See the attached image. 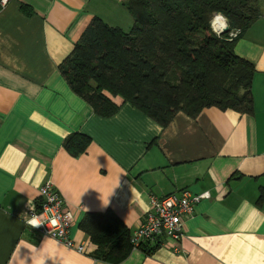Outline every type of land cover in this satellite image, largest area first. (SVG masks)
<instances>
[{
  "label": "crops",
  "instance_id": "obj_1",
  "mask_svg": "<svg viewBox=\"0 0 264 264\" xmlns=\"http://www.w3.org/2000/svg\"><path fill=\"white\" fill-rule=\"evenodd\" d=\"M127 1L12 0L0 11V264H112L97 258L85 217L111 213L132 232L152 197L183 190L211 197L180 243L119 264H264V13L235 45L256 70L253 113L180 112L164 128L121 98L115 115L99 116L61 72L94 18L131 30ZM76 134L90 143L72 155ZM48 179L73 213V248L25 225Z\"/></svg>",
  "mask_w": 264,
  "mask_h": 264
},
{
  "label": "trees",
  "instance_id": "obj_2",
  "mask_svg": "<svg viewBox=\"0 0 264 264\" xmlns=\"http://www.w3.org/2000/svg\"><path fill=\"white\" fill-rule=\"evenodd\" d=\"M263 5L264 0H128L131 30L94 18L61 72L101 117L119 111L116 98L164 128L180 112L196 118L211 107L252 114L256 70L236 54L235 45L262 16ZM216 14L241 36L233 41L228 33L216 36L211 28ZM89 143L87 136L76 134L65 147L78 155ZM81 228L101 260L119 264L133 251L132 232L111 213L88 214Z\"/></svg>",
  "mask_w": 264,
  "mask_h": 264
},
{
  "label": "built area",
  "instance_id": "obj_3",
  "mask_svg": "<svg viewBox=\"0 0 264 264\" xmlns=\"http://www.w3.org/2000/svg\"><path fill=\"white\" fill-rule=\"evenodd\" d=\"M12 0H0V11ZM227 21L223 16L217 17L214 22L215 31L223 33L222 21ZM228 40L238 39L241 30L228 32ZM209 192L192 194L188 190L173 193L163 197H152L150 208L140 226L132 231L131 245L133 250H140L144 245H163L171 240L180 243L185 234V223L196 211L198 203L210 199ZM35 220L32 224L30 221ZM74 216L66 207L65 200L56 188L54 182L48 179L40 188V203L37 208L31 209L25 219L28 228L50 237L69 248L74 247L70 238V229ZM180 251L178 247L174 249ZM82 253L84 246H79Z\"/></svg>",
  "mask_w": 264,
  "mask_h": 264
},
{
  "label": "rangeland",
  "instance_id": "obj_4",
  "mask_svg": "<svg viewBox=\"0 0 264 264\" xmlns=\"http://www.w3.org/2000/svg\"><path fill=\"white\" fill-rule=\"evenodd\" d=\"M220 16H223L222 14H216V15H214V17H213V19H212V22H211V28H212V31H213V33L216 35V36H218V37H221L223 34H225V33H219V31L217 30V31H215V28H214V22H215V20H216V18L217 17H220ZM224 17V16H223ZM224 19H226L225 17H224ZM227 20V19H226ZM227 23H228V21H227ZM229 25V24H228ZM185 225H186V223H185Z\"/></svg>",
  "mask_w": 264,
  "mask_h": 264
},
{
  "label": "water",
  "instance_id": "obj_5",
  "mask_svg": "<svg viewBox=\"0 0 264 264\" xmlns=\"http://www.w3.org/2000/svg\"><path fill=\"white\" fill-rule=\"evenodd\" d=\"M221 27L223 28V33H228L230 31L229 25H228L227 21H225V20L222 21Z\"/></svg>",
  "mask_w": 264,
  "mask_h": 264
},
{
  "label": "clouds",
  "instance_id": "obj_6",
  "mask_svg": "<svg viewBox=\"0 0 264 264\" xmlns=\"http://www.w3.org/2000/svg\"><path fill=\"white\" fill-rule=\"evenodd\" d=\"M30 223H32V224H35V223H36V221H35V220H32V221H30Z\"/></svg>",
  "mask_w": 264,
  "mask_h": 264
}]
</instances>
